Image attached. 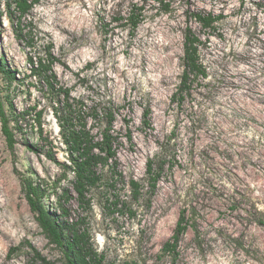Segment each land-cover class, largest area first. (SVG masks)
Returning <instances> with one entry per match:
<instances>
[{
  "label": "rangeland",
  "instance_id": "obj_1",
  "mask_svg": "<svg viewBox=\"0 0 264 264\" xmlns=\"http://www.w3.org/2000/svg\"><path fill=\"white\" fill-rule=\"evenodd\" d=\"M135 7L144 16L132 32L127 20L117 18L128 17ZM190 9L218 20L204 28L188 20ZM187 24L202 39L200 57L208 76L179 106L173 95ZM21 27L34 47L17 37L8 17L0 27V55L21 76L29 73L27 53L52 42L60 59L55 72L73 96L88 105L113 101L119 107L115 128L122 177L107 174L89 195L86 212L76 199L66 204L74 217H86L106 264H264V0H39ZM32 89L29 95L27 85L9 86L0 74V99L7 109V97L20 110L42 101L40 90ZM43 126L42 138L31 114L12 152L0 123V264H40L33 249L65 264L61 250L42 233L21 186L22 176L42 182L50 209L58 207L57 193L72 188L73 173L65 177L45 154L52 149L67 162L51 111L46 110ZM150 159L156 167L163 164L152 196ZM132 178L142 185L138 200L131 197ZM107 183L116 185L114 192ZM113 193L130 210L113 212L107 201ZM183 210L188 229L173 262L162 246Z\"/></svg>",
  "mask_w": 264,
  "mask_h": 264
},
{
  "label": "trees",
  "instance_id": "obj_2",
  "mask_svg": "<svg viewBox=\"0 0 264 264\" xmlns=\"http://www.w3.org/2000/svg\"><path fill=\"white\" fill-rule=\"evenodd\" d=\"M39 3V0H5L4 5L0 0V27L4 17L14 22L18 38H26L28 46L34 47L33 37L22 34V18L29 14ZM168 10L169 5H166ZM142 8H132L128 17L120 16L117 20H127L130 29L134 32L143 20ZM188 20L194 19L204 28H213L218 16L212 13L190 9L187 12ZM202 39L194 31L190 24L184 30V56L183 68L177 90L173 100L182 106L188 96L192 95L194 84L200 79L206 78L208 73L200 57ZM53 43L48 42L42 51L28 54V72L21 76V72L14 65H10L5 55H0V74L5 82L11 86L16 82L18 85H27V93H33L32 86L40 90L39 97L42 101H36L25 109H18L12 98L7 97L8 109L0 99V123L7 147L13 152L18 143L17 133L23 132L24 125L28 122L31 114L34 115V124L38 133L43 138L44 115L46 110L51 111L55 117L62 142L65 144L67 162L61 161L57 153L47 149L45 154L48 159L63 169V175L73 173L72 188H63L62 194H58V207L48 208L43 197L46 189L42 182L34 180L31 176L21 177L22 191L35 214L36 221L42 233L49 243L58 247L65 259V264H106L105 255L94 246L93 235L86 226V217L78 215L74 217L68 202L76 199L83 212L91 208L89 195L94 190L101 188L102 181L107 174L111 178H121L122 172L118 164V136L115 128L116 115L119 107L113 101L108 103H95L88 105L86 101L72 95L71 88L60 83L55 72V65L60 59L53 51ZM30 78V80H26ZM40 107V108H39ZM151 112L150 107L145 108V115ZM92 122V123H91ZM97 126L98 131L95 132ZM132 138L131 134L129 135ZM45 141H48L46 139ZM50 142V141H49ZM32 150L39 151V147L26 143ZM163 164L155 166V161L150 159L147 164L149 177V195L152 196L157 189L161 178ZM118 180V179H116ZM131 197L138 200L142 194V185L136 179L129 181ZM107 189L114 190L116 185L105 184ZM113 191V192H114ZM63 197V200H62ZM111 198V199H110ZM113 212H123L129 209L126 202L121 201L119 196L113 193L107 198ZM188 229L186 211L183 210L177 220L172 236L163 244L162 254L169 255L172 261L179 257V245L183 235ZM34 250L35 259L40 264H54L46 257ZM14 252L11 249L10 254ZM121 264H139L135 260H124Z\"/></svg>",
  "mask_w": 264,
  "mask_h": 264
}]
</instances>
